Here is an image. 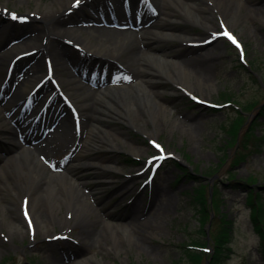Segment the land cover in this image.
I'll return each mask as SVG.
<instances>
[{
  "label": "rangeland",
  "instance_id": "obj_1",
  "mask_svg": "<svg viewBox=\"0 0 264 264\" xmlns=\"http://www.w3.org/2000/svg\"><path fill=\"white\" fill-rule=\"evenodd\" d=\"M37 1L28 0L21 5L19 0H0V6L22 14L34 11ZM47 1L49 0H41L42 4ZM91 1L93 5H96L101 0ZM246 1L253 7L247 23L241 21L237 25H231L226 21L227 19L222 18L241 39L244 59L247 60L245 63L240 59L241 51L224 36L215 38L211 30L199 25L183 20H168V25L165 27L172 28L173 31L188 30L198 40L183 44L186 42L168 39L157 43V47L171 49L172 54H177L179 58L186 60V65L195 74L213 81L214 85L206 86L202 83V89H200L197 87L194 75L189 88L168 80L156 82L165 105L171 110V116L162 117L161 124H157L155 128L151 122H147L145 126L148 130L134 128L127 121L109 116L106 112L102 113L103 116L105 115L102 119L96 117L98 106L93 100V88L96 86L87 81L84 83L87 85L86 89H76L70 82V70L73 71L72 74L75 73L81 78L76 65L56 59L54 52L50 50L44 54H37L43 69L39 72L40 75L36 73V77H42L48 70L50 62L47 58L51 59L53 66L54 74L50 75L46 86L48 84L54 86L51 77H54L52 80L57 79L62 90L69 94L81 114L84 113L82 105L85 101H91L89 110L94 117L91 120L87 119L84 125L87 122L95 124L100 129H113L117 131L118 141L124 138L143 148L141 151H131L126 148L109 149L103 145L98 147V145L92 147L89 152L85 151L73 156L75 162L78 159L81 162L85 158H92L111 161L114 165L112 168L97 169H92L90 165L78 166L68 173L84 182L81 190L89 194L94 193L89 198L102 218L94 220L96 214L87 218L89 232L93 235L98 231L104 237L101 242H94L92 246L85 248L87 255H96L88 264H188L183 246L197 244L196 241L206 242L205 245L211 248V253L214 246L213 237L222 220L216 218L217 210L211 208L213 207L211 197L207 199L211 203L209 212L212 218L204 219L200 210L203 199L198 197L200 182H205V190L219 189L217 192L221 213L227 221H230L229 225L233 230L230 244L232 251L226 264H264L260 250L261 237L255 228L250 203H248L251 190L262 191L264 194V14H261L259 10L264 7V0ZM196 2L209 7L208 11L215 16V20L212 21L213 31H221L222 26L218 21L220 17L216 9L207 0H196ZM79 7L80 9H75L74 12L67 11L71 14L69 18L71 22L68 23L67 28L83 26L84 22L81 19H87V14H92L86 5L80 4ZM242 12L247 13L245 10ZM174 14L180 15L178 12ZM39 19H41L40 16L34 21L23 23L19 22V20L22 21L21 19H10L7 12L3 14L0 10V21L13 23L17 30L13 32V35L16 37L21 36L25 29L36 28L40 31L43 24ZM57 26L61 27L58 24ZM69 29L65 32H59L56 29L59 35L53 34L54 36L51 37L43 32L44 34L37 42L48 44L50 38L59 41L61 39L66 43L61 46L66 49L68 55L70 54L67 51L70 49L71 54L84 56L73 44L81 45L79 42L88 33L85 31L84 37L78 33L79 37H76ZM95 33L98 34V31ZM9 37L7 32L2 33L0 43L6 42ZM92 38L94 39L93 36ZM35 50L38 51L36 48ZM16 51L18 50L2 51L7 58L1 60L0 80L6 73L9 58L14 56ZM124 56L128 57L127 62L121 60ZM97 57L105 61L103 66L110 71L105 75L106 78L118 76L126 81L135 78L132 71L130 75L133 76L126 78L119 75L120 68L111 67V64L117 62L115 59H119L118 62L123 65L127 63L130 66L127 53L119 58L115 55V49H108L98 53ZM83 60L84 57L80 59L82 62ZM29 66L24 67L25 71L23 69L20 73L25 76L24 73L29 70ZM35 70L38 72L37 69ZM33 71L34 69L31 70ZM47 92V87H44L41 97L44 98ZM51 97H54L52 100L54 106L51 105V110L61 111V116L59 120L54 119L51 122L54 127L52 128L51 125L48 128L49 131L54 134L59 127V134H61L62 126H68V124L73 130L76 118L72 107L64 104L62 96L57 91L54 94L51 93ZM59 105L64 107L56 110ZM243 119L245 122L239 127L237 134L238 126ZM174 121L177 123L174 124ZM4 124H8V121L3 119L2 111H0V125ZM248 125L256 130V133L251 134V138L255 139L256 147L250 148L251 151L248 152L244 161L235 163L239 155H237L238 150L245 151L240 147L244 130ZM151 128L153 131L150 130ZM235 130L236 134H233ZM10 136L9 133L1 130L0 146L5 149L10 147V143L7 144ZM151 139H155L159 147L153 144ZM43 145L40 144L36 152L47 166L55 170L67 166L66 162L71 158L72 150L58 149L49 154L48 150L42 148ZM155 156L163 158L156 173L151 177L150 172L157 158L150 159ZM245 181L250 184L244 187ZM238 185L241 186L238 187ZM26 195L28 194L20 189H17L16 193L8 189L0 199V203L6 206L7 220L19 219L23 225L21 230L14 234L9 233L7 228L1 226L4 215L0 212V264H72L67 259L69 255L67 251L63 253L59 250V246H69L71 254H78L83 249L82 244H87L89 238L85 241L82 235H79V226H74L80 219L78 218L80 213L73 208L67 210L66 207H62L54 214L47 212L44 219L54 220L55 225L47 230L39 229L33 233L27 217L21 212V203ZM260 201L263 202V200ZM165 204L168 207L167 212L158 214V207L164 208ZM75 214L76 217H74ZM60 217H66L67 222L57 223ZM104 218L120 223H129L135 219L136 225L131 228L135 240L132 243L122 240L115 246L112 239H105L101 224Z\"/></svg>",
  "mask_w": 264,
  "mask_h": 264
},
{
  "label": "bare ground",
  "instance_id": "obj_2",
  "mask_svg": "<svg viewBox=\"0 0 264 264\" xmlns=\"http://www.w3.org/2000/svg\"><path fill=\"white\" fill-rule=\"evenodd\" d=\"M19 1L21 5L28 2V0ZM125 1L130 0H105V2L100 1L96 5H93L94 3H92L91 0H79V2H81L80 4L89 7L92 14H87V19H81L84 22V26L80 27L76 25L74 28L69 29L67 25L71 22L69 21L71 14H68L67 11L74 12L75 9H80V4H77L78 6L75 4L77 0H49L43 4L41 0H38L36 9L34 11H29L25 15L32 16V19H37V17L40 16L41 19H39V21L43 24L42 28H40V31L36 28L25 29L22 32L24 38H18V45L16 46V48H19L17 52L28 51L32 48L38 49L37 53L32 56L33 61L30 62L29 70H27L25 76L21 78L22 75L19 74L21 70L18 71V67L13 68L9 78L5 80L2 86V81L0 80L3 96L11 93L10 97H5V99L0 101V111H2L3 119L8 121V124L0 125V131L4 130L11 135L7 142V144L10 143V147L6 149L0 147V199L3 194L7 193L8 189H11L15 193L17 189H20L28 194L26 195V203L31 214L30 216L34 221L32 224L33 233L37 232L39 229L47 230L50 226L53 227L55 225L53 224L54 220L44 219V215L47 212L54 214L61 210L62 207H66L67 210L73 208L75 211L79 212L80 215L78 218L80 219H75L78 223L74 226H79V235H82L85 241L89 238L86 245L82 244L84 250L82 249L78 254H71L69 246H59V250L63 253L67 251L66 253L69 254L67 259H69L72 264H88L92 262V259L96 255H87L88 252H85V248H89L88 246H92L94 242H101L104 237H102V234L98 231L92 235L87 227L89 225L87 220L89 216L96 214L94 220L102 219L98 213L97 207L91 203L89 198L90 195L94 193L89 194L81 190L80 188L83 186L84 182L68 173L72 172L75 167L78 166L90 165L92 169H97L104 167L112 168L114 165L111 161H101L100 159L93 160L92 158H85L81 162L78 159L77 162H75L76 160L71 157L66 162L67 166L62 169V171L55 172L47 166L40 155L37 154L36 149H38L39 146H36V148L28 146L18 138L17 134L19 130L25 129L24 127L28 125V120L31 118L32 113L29 112V107L24 108L22 110L23 113L18 116L16 112L11 115L8 111H11L13 106L22 104L17 103L23 100L22 96L24 94L26 96L28 92L34 90L32 84L35 81L37 82H35L36 84L42 82L40 77H36V73L40 75L39 72L43 69V64L39 60L37 54H44L50 50L54 52L53 54L56 56V59L72 62L73 65L77 66L78 71L82 69L80 66L82 64L80 61L82 56L71 54L70 49L67 51L70 54L68 55L66 49L61 46L66 44L65 41L50 38L48 44H40L37 42L39 41V37L44 34L43 32H46V36L51 37L54 36L53 34L59 35V32H65L68 29L74 36L79 37L78 33L83 36V33L86 31L88 35L86 37L83 36L84 38H82V41L79 43L85 48L84 50L86 52L91 53V56L97 57L98 53H103L108 51V49H115V55L119 56V58H121L124 53L129 55L128 62L130 66L127 65V63L123 65V63L118 62L120 61L119 59H115L117 62L111 64V67L114 68L116 66V69L120 68V75H124L126 78L133 76L132 74L130 75V71H132L135 78L127 81H122V79L117 81L114 80V78L118 76H112L108 79L100 80L97 88L93 89V100L95 101V105L98 106L96 117H99V119H102L105 116H103L102 113L106 112L109 116L111 115L127 121L130 126L137 129L148 130L145 126L147 122H151L154 125L153 128H155L157 124H161L162 117L166 118L171 116V110L165 105L163 97L160 95L161 90L156 82L168 80L175 84H180L184 88H189L192 85V76L194 75L196 76L198 88L202 89V83L206 86L214 85L213 81L203 79L201 76L195 74L194 71L186 65V60L179 58L177 54H172L171 49H159L156 45L168 39H179L181 43H183V41L186 42L183 44H190L198 40L194 38L188 30L176 29L177 31H173L172 28L165 27V25H168L169 19H173L174 21L183 20L213 31L212 21L215 20V16L208 11V6L198 3L196 0H150L157 6V10L154 11L153 5L148 0H131L133 3L130 5L133 6L130 7H127L128 4H126ZM207 1L216 9L220 18L227 19L226 21L231 25H237L241 21L247 23L253 9L246 0ZM98 6L105 8V10L104 8L101 9L104 10V12H101L102 14H99L100 8ZM0 7L3 8V6ZM243 10L247 11V13H243ZM259 10L261 14H264V7L259 8ZM174 12H178L180 15H176ZM130 14H134L133 19L128 18L131 16ZM140 14H143V16L146 15L145 20L142 18L144 20L143 23L139 16ZM150 15L153 18H149ZM60 17L63 18L60 19ZM150 19H153V22L149 23ZM130 21L131 24H129ZM134 21L139 24H133L135 23ZM54 23L61 25V27L58 28L57 24ZM72 24H74V22H72ZM124 24L126 26L132 25L129 29L141 32L135 33L133 31L129 32L115 29L121 28ZM102 26L105 27L101 28ZM56 29H58L59 32H57ZM97 31L98 34L95 33ZM5 32H7L8 35L10 34L9 36L11 37L8 38L7 42L2 41L3 43L5 42L4 44L0 43L2 44V46L0 45V71L2 67L1 60L7 58V55L2 53V51L15 48L8 47L15 44L14 37L16 36L13 35V32H17V30L13 24L2 23L0 21V38L2 33ZM63 37L65 36L63 35ZM98 58L99 57H97V59ZM121 60L127 62L128 57L124 56ZM104 62L102 58H99L95 61L97 65H95L93 69L95 71H97V68L101 70L103 68L106 69V67L103 66ZM19 63L17 62V65ZM33 69L34 73L31 72ZM35 69H37L38 72H36ZM138 70L140 72H138ZM70 72V82L73 83L75 88L78 90L86 89L85 87H87V85L84 84V81L80 79L77 74H72V70H70ZM107 72L110 71L107 70ZM102 75L104 76V72ZM45 85L46 83L44 85L41 83L40 90L44 89ZM46 87L48 92L52 90L50 84ZM40 98L41 96H39L37 92L32 96V99L36 101H40ZM39 104L40 103H38V105ZM51 105L54 106L53 103ZM90 105L91 101L89 100H86L84 105H82L84 113L80 114V117L83 120L80 125L76 126L74 124V131L69 124L68 126H62L61 134H59V127L54 134L44 128L43 133L45 137L41 143L42 145L44 144L42 148L48 150L49 154L58 149H73L71 156L75 154L78 155L85 151L89 152L92 147L98 145V147L103 145L109 149L120 147L131 151L143 150L140 145H134L124 138L118 141L116 138V135H118L116 134L117 131L113 129H100L97 128L95 124L87 122L86 125H84L87 119L91 120L94 117L89 110ZM59 107L63 108L64 106L59 105L56 107V110L59 109ZM48 114L49 119L53 118L56 116V111L53 109L49 110ZM176 123L177 121H174V124ZM78 128L81 130L80 134ZM153 128L150 130L153 131ZM95 137L97 138L96 140ZM75 142L78 144L73 148ZM98 142L100 144H98ZM77 176L80 178L78 174ZM26 203L23 204L26 206ZM8 204L11 205L9 202ZM163 206L165 207H158V214L167 212L168 207L166 204ZM5 209L6 206L0 203V212L4 215L2 216L1 226L7 228L9 233L14 234L16 231L21 230L23 225L19 219L7 220ZM74 217H76V214ZM61 221L67 222L66 217H60L57 223ZM54 223L56 222L54 221ZM101 224L103 225L105 239H112L115 246L122 240H127L130 243L135 240L131 232L132 226L136 225L135 219L129 223H120L104 218Z\"/></svg>",
  "mask_w": 264,
  "mask_h": 264
},
{
  "label": "trees",
  "instance_id": "obj_3",
  "mask_svg": "<svg viewBox=\"0 0 264 264\" xmlns=\"http://www.w3.org/2000/svg\"><path fill=\"white\" fill-rule=\"evenodd\" d=\"M229 98V97H226ZM264 107V106H263ZM240 122V121H239ZM245 120L239 124L237 132L236 130L233 132V134H238L239 127H241L244 124ZM236 132V133H235ZM256 133V130L251 127V125H248L246 129L244 130V136L241 139V147L245 151H240L238 150L237 152V158L235 163L241 162L246 158V155L248 152L251 151L253 147H256L255 139L251 138L252 133ZM236 138V136H234ZM235 140V139H234ZM258 141V140H256ZM234 142V141H233ZM232 142V143H233ZM251 148V149H250ZM247 150V151H246ZM250 182L245 181L243 186H248ZM200 190H199V195L198 197L202 198L203 201L200 203L201 207L200 210L202 211L201 213L203 214L204 219H208L211 217V213L209 212L210 209L212 208L213 210H217V215L216 218L221 219V223L219 224V228L217 232L215 233V236L213 237L214 240V246H213V251L211 253H207L202 250H198L196 247L197 245H205L206 242L202 241H196L193 244L195 247H189V246H183L185 249V254L188 259V264H226V260L229 258L231 254V239H232V227L229 225L230 221H227L225 219V216L223 213H221V208H220V199L218 198L219 191L218 188H214V194H213V207L210 206V202L208 201L209 199V193L208 189L205 190L206 185L204 183H201L200 185ZM216 196V197H215ZM208 198V199H207ZM216 200V202H214ZM260 200H263L260 201ZM248 203H250V206L252 208V220L254 221L255 228L257 232L261 236V254L262 257L264 258V194L263 192H256L254 189L251 190V193L248 198ZM211 207V208H209ZM202 208V209H201Z\"/></svg>",
  "mask_w": 264,
  "mask_h": 264
},
{
  "label": "snow or ice",
  "instance_id": "obj_4",
  "mask_svg": "<svg viewBox=\"0 0 264 264\" xmlns=\"http://www.w3.org/2000/svg\"><path fill=\"white\" fill-rule=\"evenodd\" d=\"M77 3H79V0H77ZM12 18L17 19L18 17L15 14H12ZM224 35H226L234 44H237V47H239V44H238L236 38L231 33L225 32ZM157 147H159V145H157ZM161 159H162V157H161ZM26 215H27V212H26Z\"/></svg>",
  "mask_w": 264,
  "mask_h": 264
}]
</instances>
